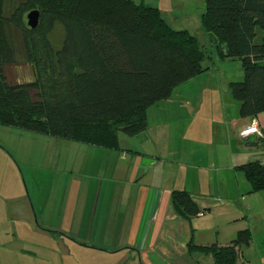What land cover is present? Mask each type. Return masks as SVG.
I'll return each instance as SVG.
<instances>
[{
  "label": "trees",
  "instance_id": "obj_1",
  "mask_svg": "<svg viewBox=\"0 0 264 264\" xmlns=\"http://www.w3.org/2000/svg\"><path fill=\"white\" fill-rule=\"evenodd\" d=\"M5 8L0 0V125L120 149L121 132L147 130L155 103L210 69L204 61L212 53L198 38L174 28L147 2L19 0L9 14ZM35 9L40 20L31 28L27 14ZM58 22L65 33L55 48L50 36ZM202 22L212 52L242 62L243 78L229 83L240 115L258 116L264 112V0H206ZM13 28L20 32L31 79L20 70L16 81L10 78L8 67L18 63ZM240 168L250 192L264 190L262 161ZM171 200L183 217L200 211L187 190H174ZM251 236L247 227L228 245L190 242L189 248L212 255L215 264H236Z\"/></svg>",
  "mask_w": 264,
  "mask_h": 264
},
{
  "label": "rangeland",
  "instance_id": "obj_2",
  "mask_svg": "<svg viewBox=\"0 0 264 264\" xmlns=\"http://www.w3.org/2000/svg\"><path fill=\"white\" fill-rule=\"evenodd\" d=\"M18 2L6 0V13L9 14ZM177 2L179 16L170 21L171 25L189 30L212 53V57L204 61V66L211 70L204 73L203 100L200 89L196 90L197 85L192 88L186 85L177 87L170 99L160 100L154 106L153 116L161 125L158 134L161 142L151 144L162 152V159H159L162 161L155 173L149 177L144 175L140 180L146 182L149 178L151 182L155 178L162 191L167 186L189 190L204 215L186 219L175 212L180 219L174 221L177 222L173 226L174 234L165 233L161 238L164 241H158L156 248L149 246L151 259H154L150 264H215L212 255L190 249L189 243L227 245L247 227L252 236L250 243L242 245L243 253L250 260L248 264H260L259 257L264 255V193L239 190L238 182H246L245 175L236 176L234 170H224L231 164L232 157L226 155L219 142H214V137L217 135L219 140L220 135L214 122L219 121L224 92L229 89L226 80L241 76L242 62L239 58L220 59L212 52L202 22L205 0ZM64 33L63 25L58 22L50 36L55 48L62 45ZM12 34L18 49V63L15 68L8 67L10 78L16 81L17 70H20L24 79H31L33 70L25 60L20 32L13 28ZM230 93L229 89V94H225L234 99ZM225 133L223 130L222 134ZM124 135L120 133L123 144L129 137ZM192 144H198L199 148L192 151ZM104 151V146L0 125V264H64L67 259L57 254H69L61 242L69 232L83 242L100 246L135 244L136 241H128L129 225L117 221L125 204L116 192L128 191L130 184L121 181L120 158L107 156ZM236 156L239 160L248 159V154L242 151H237ZM188 162L203 165L204 169L189 166ZM112 175L118 180L108 182L107 178ZM62 209H69V213L78 209L80 217L84 215L87 222L78 224L74 231L66 229L68 231L53 233L38 228L44 212L52 216ZM28 222L35 225V231H30ZM164 247L173 251V257L163 250ZM158 249L168 255L162 258L157 252L154 254ZM22 250L32 256L22 255ZM68 259L70 262L65 264H135L117 254H87L83 258L80 253L73 252ZM136 261V264H146L139 257Z\"/></svg>",
  "mask_w": 264,
  "mask_h": 264
},
{
  "label": "crops",
  "instance_id": "obj_3",
  "mask_svg": "<svg viewBox=\"0 0 264 264\" xmlns=\"http://www.w3.org/2000/svg\"><path fill=\"white\" fill-rule=\"evenodd\" d=\"M143 1L151 5L157 6L161 10L163 17L170 24H171L170 21H174L178 19L177 17L179 16V14H176L178 12L177 6H179L177 0H143ZM210 70L208 72H210ZM206 73L207 72H205V74ZM205 74L203 73L199 76L192 78L191 80L181 84L179 88L186 85L192 88L193 86L197 85L198 87L196 88V90L198 91L200 89V92L203 97L201 98V100H203L204 88H202V86L206 80ZM242 78H243V73L241 74V76H239V78H228L229 80H226V82L228 83L227 86H229V83L231 81ZM229 89L224 92L225 96L222 99V106H221L222 110H220L221 115L218 117L219 121L214 122L216 125H218V129L220 130L219 140L216 138L217 137L216 135V137H214V142L216 143L219 142V144L223 146L226 155L227 156L231 155L232 157L231 164L226 166L224 170L228 171L229 169H232L234 170L235 175L238 176V174H242V173L244 174V171L240 168L241 165L251 161H262L264 157V139L261 140L255 134L247 138H244L240 134L241 131L253 121H257V123L259 124L260 128L264 133V112L260 113L256 117H242L239 111L240 102L236 99H231L229 96L226 95L227 93L229 94ZM155 105L156 103L151 108L150 125L147 130L135 136H129L126 139L125 144L121 142L120 149L104 147L106 149V151H104L105 155L109 156L110 154L111 156L120 158L122 164L119 165V169L121 170V172H123V174L121 175L122 176L121 181L123 183L130 184V189L128 191L124 193L122 191L116 192L117 197L122 199L125 204V209L122 212V214L119 215L117 221L129 225L131 233H130V239L128 241H136L135 244L121 243L117 246H111V247L104 245L100 246L99 244H93L86 241L83 242L84 240H82V238H79V236H77L76 234L66 232L68 234L67 236L64 235L65 237L62 235L64 237L63 238L64 241L61 242L62 244H64V246H66V249L68 250L69 254L68 255L57 254V257L63 258L64 260L67 259L65 263L70 262V259L68 258L73 255V252H76V254L80 253L83 258H85L87 254L89 255L93 254L98 256H106L109 254L122 255L124 256L125 261L130 262L132 260V262H134L135 264L137 263L136 260L139 257L140 261H143L146 264H150L154 259H151L152 255H150V253H152V251L150 250L149 246L151 247L154 246L156 248L155 245L158 243V241H164L161 238H163L165 233L169 234L171 232L172 234H174L173 226L177 223V222L174 223V221L180 219V216L176 214L177 212L175 211L171 200L172 192L176 189L167 186V188L164 189V191H162L161 186H158L155 178L151 179V182L149 178H147L146 182L140 180L144 177V175H147L149 177V174L155 173L157 167L160 166V163L162 161V160L159 161V159H162L161 158V156L163 155L162 152L158 150L156 146L153 147L151 144V142H153L154 144L161 142V137L160 135H158L160 134L159 130L161 129V125L157 122L156 116L155 115L153 116V114L155 113V108H154ZM191 129L195 130L196 128L192 127ZM223 130L226 131L224 135L222 134ZM197 143L200 144L201 142H197ZM198 148H199L198 144L196 145L192 144V151ZM237 151H242L247 153L248 159L239 160L236 156ZM233 154L235 155L236 160ZM191 158L192 157H190V159ZM187 165L196 166L197 168H200V170L202 168L204 169L203 165H198L192 162H188ZM205 169L207 170V168ZM114 177L115 176L113 175L108 177L107 178L108 182L118 180V178H114ZM245 180L246 182L243 183L238 182L239 190H241L242 193L248 191L250 192L251 190L250 183L248 182L246 176H245ZM250 193L251 194L264 193V190L258 192H250ZM108 194L109 196L112 195L111 192H108ZM202 212L204 213V211H199L198 214L201 215L200 213ZM42 215H43L42 221L41 224L38 225V228H41L46 232L49 231L54 233L56 231H68V230L74 231L73 230L74 227H76L78 224L83 225L85 222H87L86 221L87 219L85 218L84 215L80 217L78 209L76 211L75 209H73L71 213H69V209L66 210L62 209L59 212H54L52 216H47L45 212ZM190 217L188 218L185 217V218L190 219ZM68 220L70 222H68ZM27 226L28 228H30V231L36 230L35 229L36 227H34L35 225H32V222L31 223L28 222ZM142 229H144V231L140 236ZM139 241H141V243H139ZM145 248L147 249V251L145 250ZM158 250H154L153 252L154 254L155 252H157L162 258L168 254H170L172 257L174 255L173 251L168 250L166 247H164L163 250L166 251L168 254L164 253L163 250L162 251L161 250L158 251ZM23 251L26 250H22V255L26 254V256L29 257L32 256L31 254H28L27 251L26 253ZM238 252L239 255L236 264H245V263L248 264L250 260H248V258L245 257L242 248L239 249ZM259 260H260V264H264V255L260 256Z\"/></svg>",
  "mask_w": 264,
  "mask_h": 264
},
{
  "label": "built area",
  "instance_id": "obj_4",
  "mask_svg": "<svg viewBox=\"0 0 264 264\" xmlns=\"http://www.w3.org/2000/svg\"><path fill=\"white\" fill-rule=\"evenodd\" d=\"M241 136L244 138H247L253 134H255L258 137H264V133L262 131V129L260 128L259 124L257 123V121H253L252 123H250L246 128H244L241 131ZM262 163L264 164V157L262 159ZM201 215H203L204 213H200Z\"/></svg>",
  "mask_w": 264,
  "mask_h": 264
},
{
  "label": "water",
  "instance_id": "obj_5",
  "mask_svg": "<svg viewBox=\"0 0 264 264\" xmlns=\"http://www.w3.org/2000/svg\"><path fill=\"white\" fill-rule=\"evenodd\" d=\"M40 20V11L35 9L27 14V23L31 28L37 27Z\"/></svg>",
  "mask_w": 264,
  "mask_h": 264
}]
</instances>
